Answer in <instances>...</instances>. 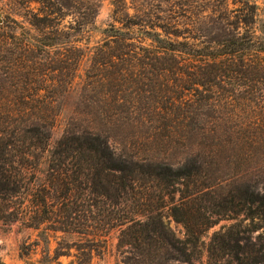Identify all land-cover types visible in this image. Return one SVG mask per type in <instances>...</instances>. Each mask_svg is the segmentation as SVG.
I'll return each instance as SVG.
<instances>
[{"label":"trees","instance_id":"obj_1","mask_svg":"<svg viewBox=\"0 0 264 264\" xmlns=\"http://www.w3.org/2000/svg\"><path fill=\"white\" fill-rule=\"evenodd\" d=\"M100 1L6 3L0 227L22 221L86 233L77 214L103 203L120 243L131 248L126 264H193L204 233L225 220L209 241L207 263L264 264L258 4L113 0L121 26L111 23L102 41L83 46ZM110 134L120 137L121 152ZM166 209L183 224L184 239L165 221Z\"/></svg>","mask_w":264,"mask_h":264},{"label":"rangeland","instance_id":"obj_2","mask_svg":"<svg viewBox=\"0 0 264 264\" xmlns=\"http://www.w3.org/2000/svg\"><path fill=\"white\" fill-rule=\"evenodd\" d=\"M128 2L130 0H127ZM259 7L260 26L264 23V0H254ZM8 0H0V18L6 16L11 11L6 4ZM130 3V2H129ZM113 0H101L95 24L83 36V46H94L102 41L105 34L104 30L115 23L121 26L113 16ZM131 13L134 12L130 8ZM3 22V19H2ZM0 22V23H2ZM264 35V32H260ZM88 62L85 59L80 68L81 81L85 67ZM73 97V96H72ZM69 104L73 100L68 101ZM70 105L60 117V122L54 130L52 144H54L63 133L64 122L70 114ZM110 144L121 152L120 137L110 134ZM125 151V150H123ZM130 151V150H126ZM147 152L149 150H137ZM152 151V150H151ZM102 204L91 206V210L77 214L78 225L86 231L51 230L28 227L22 221H14L9 226L0 227V258L7 264H126L127 257L131 248L129 245L120 243V229L113 227L109 222V215L102 210ZM165 221L170 225L176 236L180 239L185 238V228L183 224L176 222L170 216L168 209L165 210ZM228 221L211 227L202 237V246L195 252L196 259L193 264H208L207 247L213 233L220 229ZM169 264H189L187 262L173 261Z\"/></svg>","mask_w":264,"mask_h":264},{"label":"water","instance_id":"obj_3","mask_svg":"<svg viewBox=\"0 0 264 264\" xmlns=\"http://www.w3.org/2000/svg\"><path fill=\"white\" fill-rule=\"evenodd\" d=\"M0 22H2V18H0Z\"/></svg>","mask_w":264,"mask_h":264}]
</instances>
